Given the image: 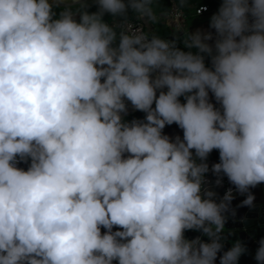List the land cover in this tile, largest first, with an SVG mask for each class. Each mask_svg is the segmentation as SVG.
<instances>
[{"label": "clouds", "instance_id": "obj_1", "mask_svg": "<svg viewBox=\"0 0 264 264\" xmlns=\"http://www.w3.org/2000/svg\"><path fill=\"white\" fill-rule=\"evenodd\" d=\"M94 3L0 0V264H216L234 196L212 199L206 174L247 193L239 206L264 183V0H222L214 32L192 33L186 0ZM129 10L174 24L186 50ZM129 104L143 119L123 118Z\"/></svg>", "mask_w": 264, "mask_h": 264}, {"label": "water", "instance_id": "obj_2", "mask_svg": "<svg viewBox=\"0 0 264 264\" xmlns=\"http://www.w3.org/2000/svg\"><path fill=\"white\" fill-rule=\"evenodd\" d=\"M226 222L221 237L223 251L228 250L239 240L246 248L238 261V264H258L254 259L258 241L264 238V191L260 195V200L253 203L251 207L234 206L231 215H225ZM187 237L195 239L200 237L207 242L208 237L196 230H187Z\"/></svg>", "mask_w": 264, "mask_h": 264}, {"label": "crops", "instance_id": "obj_3", "mask_svg": "<svg viewBox=\"0 0 264 264\" xmlns=\"http://www.w3.org/2000/svg\"><path fill=\"white\" fill-rule=\"evenodd\" d=\"M222 2V0H220L219 4ZM159 6L161 8L167 9V4H166V0H158ZM219 4L216 8L212 9V12L210 13H205L204 15H190V16H186L183 20H182V25L183 28L187 30V33H192L195 32L197 30H202V31H213L212 29L209 28V19L211 17V15L213 13H215L219 7ZM119 18V17H117ZM147 27L150 31V34H156L161 36L162 38H169L171 36L177 35L181 37H185V33L183 31L176 33L173 30L170 29L169 27V22H161L159 24V26L152 24L150 22L147 21ZM211 43V42H210ZM182 50H186L184 45L182 47H180ZM208 67H211V63L210 60H208V64L206 65ZM136 110H134L131 106L128 108L127 113L125 114V116L132 114L133 112H135ZM176 128L180 131L181 129H179L177 126ZM182 131V130H181ZM22 167L26 168L27 165L23 163ZM208 191H212L215 193V195L212 197V199L216 200L217 202H219V200L223 197L222 195V191L221 189L217 188V187H211L209 189H207ZM262 191H264V183H261L259 185H257L254 188L250 189V192L254 195L255 199L254 202L259 201L260 200V195L262 193ZM247 193L245 194H240L239 192L235 193L233 196V200L231 202V206L228 212L225 213V215H231L232 214V209L234 206H239L241 201L244 200L246 198ZM244 207H248V206H244ZM102 231H104L102 229ZM219 254L217 256V260H216V264H220L219 262Z\"/></svg>", "mask_w": 264, "mask_h": 264}, {"label": "built area", "instance_id": "obj_4", "mask_svg": "<svg viewBox=\"0 0 264 264\" xmlns=\"http://www.w3.org/2000/svg\"><path fill=\"white\" fill-rule=\"evenodd\" d=\"M172 4H173V0H168L167 8H170V7L172 6ZM181 11H182L183 17H181L180 23L182 24V20H183L187 15L185 14V12H184L183 9H182ZM210 12H212V9H211L208 5H201V6H199V7H197V8L195 9V11H194V15H199V16H201V15H204L205 13H210ZM76 19L78 20V16L76 17ZM123 22H124V21H123V18H121V17H119V18H117V17H113V18L110 20L109 24H110V25H119V24H121V23H123ZM127 22L131 23V24H132L134 27H136V28H143L145 31H147L148 33H150V31H149V29H148V27H147V20H146V19H145V20L137 19L135 13L130 14V15L127 16ZM170 29H171V30L174 29V24H173V27H171ZM118 30H119V29H118ZM173 31H174V30H173ZM177 35H178V34H177ZM177 35L171 36V37H169V38H167V39H175L176 42H177V46H178V47H182V46L184 45V39H185V37H181V35H180V36H177ZM208 60H209V59L206 58V60H205L206 65L208 64ZM180 99H181V101L183 102V98L181 97ZM210 99H212V98H211V94H210ZM212 102L215 104L214 99H212ZM130 106H131V105L129 104V105H128V108H129ZM217 106H218V105H217ZM142 113H143V112H142ZM124 116H125V114H123V117H124ZM216 162H218V160L211 159L210 157L207 158V163H208L210 169H211V166H212L214 163H216ZM22 165H23V163H21L19 166L22 167ZM216 179H217V177H216V176L211 172V170H210V171L206 174V183H205V185H204V189L207 190V189H209V188H211V187H217V188L221 189V191H222V195H224L225 192H226L229 188H231L232 191H233V195H234L235 193H237V191H236V189H235V186L232 185V184L228 181L227 177H222V183L219 184V185L216 184ZM186 233H187V231L185 232V237H186L187 239H189V238L187 237V234H186ZM114 264H115V262H114Z\"/></svg>", "mask_w": 264, "mask_h": 264}, {"label": "trees", "instance_id": "obj_5", "mask_svg": "<svg viewBox=\"0 0 264 264\" xmlns=\"http://www.w3.org/2000/svg\"><path fill=\"white\" fill-rule=\"evenodd\" d=\"M220 0H186V6L183 8L185 14L187 16L193 15L195 9L201 5H208L211 9H214L218 6ZM166 4H168V0H166ZM89 12H94L97 11V7L95 5V3L90 5V8L87 9ZM133 14V12L131 10L128 11L127 16ZM113 17L111 16V14H105L104 15V20L109 23L110 20ZM144 113L140 112V111H135L132 114H129L127 116H124L123 118L126 121H131L132 119H143L144 117ZM166 127H176L175 124L170 125V126H166ZM211 159H215V160H219V153L217 150H213L209 156Z\"/></svg>", "mask_w": 264, "mask_h": 264}, {"label": "rangeland", "instance_id": "obj_6", "mask_svg": "<svg viewBox=\"0 0 264 264\" xmlns=\"http://www.w3.org/2000/svg\"><path fill=\"white\" fill-rule=\"evenodd\" d=\"M87 3L89 5H91L94 3V0H87ZM78 19H79V17H78ZM163 132H164V134L168 135L170 138H174L177 135H180L182 137V131L181 130L179 131L176 127H165Z\"/></svg>", "mask_w": 264, "mask_h": 264}]
</instances>
